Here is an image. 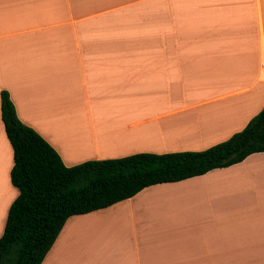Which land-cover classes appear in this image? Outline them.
Wrapping results in <instances>:
<instances>
[{"label": "crops", "instance_id": "1", "mask_svg": "<svg viewBox=\"0 0 264 264\" xmlns=\"http://www.w3.org/2000/svg\"><path fill=\"white\" fill-rule=\"evenodd\" d=\"M4 91L67 167L205 151L264 110V0H0V239ZM43 264H264V153L69 218Z\"/></svg>", "mask_w": 264, "mask_h": 264}, {"label": "trees", "instance_id": "2", "mask_svg": "<svg viewBox=\"0 0 264 264\" xmlns=\"http://www.w3.org/2000/svg\"><path fill=\"white\" fill-rule=\"evenodd\" d=\"M2 120L14 151L19 190L0 239V264H43L69 218L109 208L142 190L184 181L264 153V110L229 140L205 151L140 153L67 167L60 154L18 117L1 94Z\"/></svg>", "mask_w": 264, "mask_h": 264}, {"label": "bare ground", "instance_id": "3", "mask_svg": "<svg viewBox=\"0 0 264 264\" xmlns=\"http://www.w3.org/2000/svg\"><path fill=\"white\" fill-rule=\"evenodd\" d=\"M113 258V257H112Z\"/></svg>", "mask_w": 264, "mask_h": 264}]
</instances>
